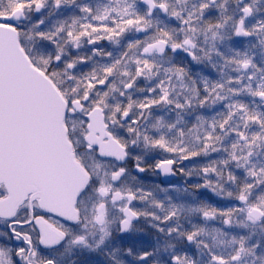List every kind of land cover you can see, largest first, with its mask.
I'll use <instances>...</instances> for the list:
<instances>
[{
  "label": "snow or ice",
  "instance_id": "obj_1",
  "mask_svg": "<svg viewBox=\"0 0 264 264\" xmlns=\"http://www.w3.org/2000/svg\"><path fill=\"white\" fill-rule=\"evenodd\" d=\"M0 264H264V0H0Z\"/></svg>",
  "mask_w": 264,
  "mask_h": 264
}]
</instances>
